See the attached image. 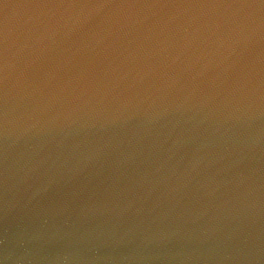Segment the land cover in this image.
Wrapping results in <instances>:
<instances>
[{"label": "water", "instance_id": "1", "mask_svg": "<svg viewBox=\"0 0 264 264\" xmlns=\"http://www.w3.org/2000/svg\"><path fill=\"white\" fill-rule=\"evenodd\" d=\"M0 264H264V0H0Z\"/></svg>", "mask_w": 264, "mask_h": 264}]
</instances>
